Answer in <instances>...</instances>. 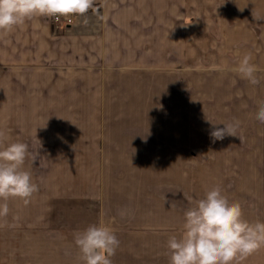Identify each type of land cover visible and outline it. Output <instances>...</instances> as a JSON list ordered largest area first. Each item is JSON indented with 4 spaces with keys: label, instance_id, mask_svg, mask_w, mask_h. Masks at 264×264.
Masks as SVG:
<instances>
[{
    "label": "crops",
    "instance_id": "1",
    "mask_svg": "<svg viewBox=\"0 0 264 264\" xmlns=\"http://www.w3.org/2000/svg\"><path fill=\"white\" fill-rule=\"evenodd\" d=\"M256 13L264 0H96L68 27L37 16L0 33V132L28 145L39 188L8 200L0 264H83L73 235L99 223L120 242L112 264H169L185 197L216 185L264 222V133H200L198 69L184 68L199 40H250L239 59L248 50L263 78ZM209 74L223 94L260 99L262 85Z\"/></svg>",
    "mask_w": 264,
    "mask_h": 264
},
{
    "label": "clouds",
    "instance_id": "2",
    "mask_svg": "<svg viewBox=\"0 0 264 264\" xmlns=\"http://www.w3.org/2000/svg\"><path fill=\"white\" fill-rule=\"evenodd\" d=\"M95 4L96 0H0V33H8L37 16H85ZM252 16L255 21L264 22V15ZM215 70L236 73L253 86L261 82L258 74L262 70L252 63L250 53L244 54L234 66L221 65ZM255 118L264 124V100L257 102ZM207 122L213 129L210 133L213 142L225 136L239 137L240 122L235 118L231 122L213 123L210 119ZM219 124L223 127H218ZM28 155L26 143L6 142L0 132V218L8 216L10 198H19L27 205L39 190L31 172L24 168ZM36 159V155L31 156L32 163ZM185 198L191 206L183 212L182 231L166 242L169 264H238L264 247V222L246 220L241 205L230 202L219 185L206 188L204 195L194 202ZM73 239L83 264H112L111 257L120 243L114 231L103 223L75 232Z\"/></svg>",
    "mask_w": 264,
    "mask_h": 264
},
{
    "label": "rangeland",
    "instance_id": "3",
    "mask_svg": "<svg viewBox=\"0 0 264 264\" xmlns=\"http://www.w3.org/2000/svg\"><path fill=\"white\" fill-rule=\"evenodd\" d=\"M213 32L217 34L218 30L215 29ZM249 41L250 40H199L197 52L194 53L193 51L191 54L193 58L194 56H197V58L184 64V68L193 65L194 68L198 69L197 74L193 76V84L197 85L199 93L197 121L200 133H211L213 130L212 126L207 122V119H210L213 123H218L220 121L231 122L233 118L240 122L238 132L264 133V124L260 123L255 118L257 102L261 100V96L263 97L262 100H264V77H260L261 82L257 85L259 89L262 85L263 91L262 93L259 92L260 99L257 95L255 103L252 101L253 96L251 95H253V93H247L246 98L242 100L232 93L234 88H231V92L226 91L227 93L223 94L222 88L221 91H219L218 85L220 86V83L218 84V78L209 74L215 71L217 66H234L239 61L240 48H243L245 43L249 48ZM254 41L256 40H251V42ZM258 41L260 42L259 47L264 53V40ZM246 53H249V51L243 50L240 56L242 57ZM262 62L264 66V59ZM227 79L231 80L236 78L230 76ZM189 82L190 78L188 79V83ZM231 86L232 84L230 87ZM244 107H246V109H244ZM244 113L246 114L245 120H243ZM217 126L223 127L222 124ZM247 204H250V202ZM249 212L255 213L254 208L252 207ZM238 264H264V247H261L247 258L240 260Z\"/></svg>",
    "mask_w": 264,
    "mask_h": 264
},
{
    "label": "built area",
    "instance_id": "4",
    "mask_svg": "<svg viewBox=\"0 0 264 264\" xmlns=\"http://www.w3.org/2000/svg\"><path fill=\"white\" fill-rule=\"evenodd\" d=\"M50 21L57 27H68L70 26L74 21V15L70 16H53L49 17Z\"/></svg>",
    "mask_w": 264,
    "mask_h": 264
}]
</instances>
